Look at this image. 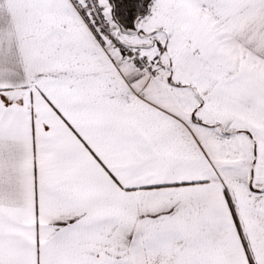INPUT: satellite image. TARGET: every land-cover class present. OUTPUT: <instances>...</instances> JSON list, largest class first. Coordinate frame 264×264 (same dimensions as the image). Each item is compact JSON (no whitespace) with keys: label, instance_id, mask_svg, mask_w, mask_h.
Wrapping results in <instances>:
<instances>
[{"label":"snow or ice","instance_id":"obj_1","mask_svg":"<svg viewBox=\"0 0 264 264\" xmlns=\"http://www.w3.org/2000/svg\"><path fill=\"white\" fill-rule=\"evenodd\" d=\"M0 264H264V0H0Z\"/></svg>","mask_w":264,"mask_h":264}]
</instances>
